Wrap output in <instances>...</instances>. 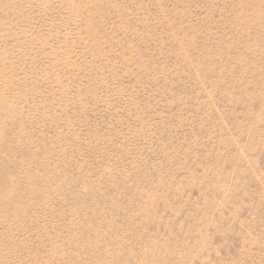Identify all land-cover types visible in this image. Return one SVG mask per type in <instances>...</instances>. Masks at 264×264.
<instances>
[{
  "label": "rangeland",
  "instance_id": "rangeland-1",
  "mask_svg": "<svg viewBox=\"0 0 264 264\" xmlns=\"http://www.w3.org/2000/svg\"><path fill=\"white\" fill-rule=\"evenodd\" d=\"M0 264H264V0H0Z\"/></svg>",
  "mask_w": 264,
  "mask_h": 264
}]
</instances>
